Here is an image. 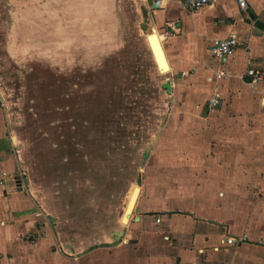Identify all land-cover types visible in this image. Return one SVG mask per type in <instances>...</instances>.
<instances>
[{
	"label": "rangeland",
	"instance_id": "obj_1",
	"mask_svg": "<svg viewBox=\"0 0 264 264\" xmlns=\"http://www.w3.org/2000/svg\"><path fill=\"white\" fill-rule=\"evenodd\" d=\"M8 1L0 0V120L65 241L113 240L127 226L121 216L131 188L150 182L152 169L182 178L205 168L200 156L213 153L206 143L220 141L216 132L228 120L264 127V104L252 88L231 93L223 89L230 77L207 80L213 61L198 77L195 67L160 70L147 34L168 25L146 0H28L32 18L14 32ZM179 34L162 37L163 50ZM165 56L166 65L176 63ZM215 87L222 104L206 110ZM258 142L240 152L264 156ZM186 147L196 159L189 150L183 156ZM247 183L262 208L264 183Z\"/></svg>",
	"mask_w": 264,
	"mask_h": 264
},
{
	"label": "crops",
	"instance_id": "obj_2",
	"mask_svg": "<svg viewBox=\"0 0 264 264\" xmlns=\"http://www.w3.org/2000/svg\"><path fill=\"white\" fill-rule=\"evenodd\" d=\"M24 1L23 10L17 6L21 2H7L13 7L8 9L14 18L13 32L32 18L28 0ZM171 3L183 12L171 8ZM154 10L163 11V19L180 31L177 40L171 37L163 50L162 37L152 29L168 70L180 73L195 67L198 77L203 63L213 61L217 67L211 42L235 35L240 44L225 62L231 75L223 89L238 93L252 88L249 95L259 96L264 104V0H245L243 9L236 0H218L197 10L172 1ZM164 51L176 61L174 65H166ZM249 67L260 71L261 78L253 81L247 76ZM228 122L216 132L221 134L219 142L211 146L207 141L213 153L200 156L205 168L184 173L182 178L177 172L174 178L168 171L152 169L122 233L115 236L113 231V240L80 247L63 239L55 228L57 217L49 214L28 186L17 139L6 134L0 120V264H264V206L247 183H264V156L240 152L242 144L254 149L260 138L264 141V127ZM190 153L196 159L192 154L197 153ZM242 164L249 169L242 171Z\"/></svg>",
	"mask_w": 264,
	"mask_h": 264
},
{
	"label": "built area",
	"instance_id": "obj_3",
	"mask_svg": "<svg viewBox=\"0 0 264 264\" xmlns=\"http://www.w3.org/2000/svg\"><path fill=\"white\" fill-rule=\"evenodd\" d=\"M178 2L183 8L188 10H197L205 6L213 5L218 0H152V4L149 6L153 10L158 9L166 5L168 2ZM238 6L240 8L245 7V0H236ZM168 28L160 32V34L165 37L173 32H176L178 28L175 26L173 22H167ZM240 44L237 37L235 35H229L226 37L215 38L211 44V55L214 60L217 62V67L214 70V73L207 77L208 81H218L221 79L228 78L231 73L228 69H226L225 62L229 56H231L235 48ZM247 76H250L251 79L258 80L261 78V72L255 68L249 67L246 71ZM264 102V95H263ZM222 104V96L217 88H213L211 94L206 100L205 108L206 110H213Z\"/></svg>",
	"mask_w": 264,
	"mask_h": 264
},
{
	"label": "bare ground",
	"instance_id": "obj_4",
	"mask_svg": "<svg viewBox=\"0 0 264 264\" xmlns=\"http://www.w3.org/2000/svg\"><path fill=\"white\" fill-rule=\"evenodd\" d=\"M156 33H159V32H156ZM153 30H151V32H149L147 35V40H148V43L149 45L151 46V48L153 49L154 53H155V57H156V61L160 67V70L161 71H167V67L164 66L163 64V59H162V51L159 47V43H158V38H157V34H156ZM159 37H163L160 33L158 34ZM135 186H133L131 188V192L129 194V197H128V200H127V203H126V206L127 204L129 203L130 201V205H129V208L128 210L125 212V209H126V206L124 208V211H123V215H124V219H123V215L121 216V221L123 223H126L127 220H128V214H129V211H130V208L135 204L136 202V199L138 197V194H139V186H136L138 189H136L134 192H133V189H134ZM118 234V233H117Z\"/></svg>",
	"mask_w": 264,
	"mask_h": 264
},
{
	"label": "water",
	"instance_id": "obj_5",
	"mask_svg": "<svg viewBox=\"0 0 264 264\" xmlns=\"http://www.w3.org/2000/svg\"><path fill=\"white\" fill-rule=\"evenodd\" d=\"M146 1H147V3H148L149 6L152 4V0H146ZM248 12H249V15H250V16L253 15L252 12H250V11H248ZM142 28H144V26H142ZM153 52H154V51H153ZM154 55H155V53H154ZM157 64H158V63H157ZM136 189H138V188L135 186L134 189H133V192H134ZM129 205H130V201H129V203H128L127 206H126L125 212L128 210ZM133 206H134V205H133ZM133 206L130 208V211H129V214H128V218H129V215L131 214V212H132V210H133ZM123 219H124V215H123ZM117 233H122V230L115 231V232H114L115 236H117Z\"/></svg>",
	"mask_w": 264,
	"mask_h": 264
}]
</instances>
